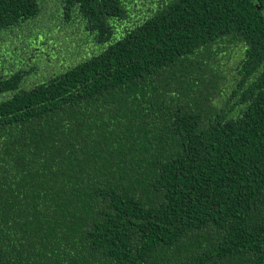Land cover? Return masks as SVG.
I'll return each mask as SVG.
<instances>
[{
  "label": "trees",
  "instance_id": "1",
  "mask_svg": "<svg viewBox=\"0 0 264 264\" xmlns=\"http://www.w3.org/2000/svg\"><path fill=\"white\" fill-rule=\"evenodd\" d=\"M0 264H264V0H0Z\"/></svg>",
  "mask_w": 264,
  "mask_h": 264
},
{
  "label": "rangeland",
  "instance_id": "2",
  "mask_svg": "<svg viewBox=\"0 0 264 264\" xmlns=\"http://www.w3.org/2000/svg\"><path fill=\"white\" fill-rule=\"evenodd\" d=\"M58 32H59V30H58ZM64 34L65 33H63V34H61L60 35V38L59 39H57L53 34H51V36L49 37V40H50V42H52V43H54V45H57L58 46V50H59V52H57V53H60L61 51H62V49H63V47H64V45H65V40H63V36H64ZM50 42L48 41H44V43H43V46L44 47H46L47 49H49V47L48 46H50L49 44H50ZM32 45H36V44H32ZM53 45V46H54ZM39 48H40V50L42 49L40 46H39ZM76 49V48H75ZM36 50H38V49H36ZM39 51V50H38ZM42 51L45 53V54H47L48 53V51L47 50H44V49H42ZM78 51V50H77ZM75 53H76V51L75 50H73V51H70V52H68L67 54H68V56H71L70 58H62V60H60V62H58V61H56V60H52V59H50V61H49V64H55V66H60V67H62V66H64V65H66L67 66V64L69 65V64H71L72 63V61L76 58V57H72V56H75ZM231 63H234V61L233 60H231ZM228 69V68H227Z\"/></svg>",
  "mask_w": 264,
  "mask_h": 264
}]
</instances>
